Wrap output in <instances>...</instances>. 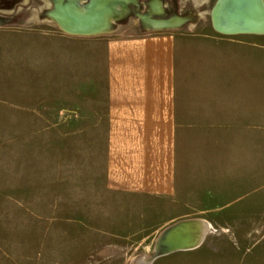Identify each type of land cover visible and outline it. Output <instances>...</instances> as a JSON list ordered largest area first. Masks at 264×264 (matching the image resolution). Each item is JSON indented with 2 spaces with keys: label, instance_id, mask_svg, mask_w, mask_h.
I'll use <instances>...</instances> for the list:
<instances>
[{
  "label": "crops",
  "instance_id": "crops-1",
  "mask_svg": "<svg viewBox=\"0 0 264 264\" xmlns=\"http://www.w3.org/2000/svg\"><path fill=\"white\" fill-rule=\"evenodd\" d=\"M96 40L69 59L84 183L145 232L191 222L142 264H227L206 258L207 238L264 225V35L170 26Z\"/></svg>",
  "mask_w": 264,
  "mask_h": 264
},
{
  "label": "rangeland",
  "instance_id": "rangeland-1",
  "mask_svg": "<svg viewBox=\"0 0 264 264\" xmlns=\"http://www.w3.org/2000/svg\"><path fill=\"white\" fill-rule=\"evenodd\" d=\"M216 1L112 0L108 32L80 38L50 18L54 0H0V264H142L160 250L158 240L189 231L185 221L146 232L144 223L126 224L90 175L84 183V158L72 159L70 150V50L152 33L151 20L174 18L184 32L213 30ZM88 2L55 0L81 12ZM217 230L206 258L211 249L223 263L264 264V225L235 236Z\"/></svg>",
  "mask_w": 264,
  "mask_h": 264
},
{
  "label": "water",
  "instance_id": "water-1",
  "mask_svg": "<svg viewBox=\"0 0 264 264\" xmlns=\"http://www.w3.org/2000/svg\"><path fill=\"white\" fill-rule=\"evenodd\" d=\"M251 6V0H217L210 12V23L212 29L216 33L222 35H239L251 33L264 34V28L261 30L253 29L252 27L254 25V21L247 22L243 18L246 14H249L250 16L252 15L253 12ZM96 12L98 13L102 11L94 10L91 16L87 15L86 17H79L74 15L69 9L60 8L56 10L55 5L54 9L50 12V18H52L63 31L69 34L95 36L108 32V30H103L99 26V22L101 21L103 15H99ZM114 18H116V15L113 17V19ZM112 21L109 31L112 29ZM82 27L86 28L88 31L80 33L69 30L72 28ZM221 28L222 30H219ZM175 227H173V229ZM165 234L168 235L169 231L166 230L164 235ZM163 237L160 238V240H163ZM159 243H161V241Z\"/></svg>",
  "mask_w": 264,
  "mask_h": 264
},
{
  "label": "bare ground",
  "instance_id": "bare-ground-1",
  "mask_svg": "<svg viewBox=\"0 0 264 264\" xmlns=\"http://www.w3.org/2000/svg\"><path fill=\"white\" fill-rule=\"evenodd\" d=\"M129 1V0H128ZM251 9H252V15L250 16L249 14H246L245 17H243L247 22H253L254 21V25H253V29H263L264 28V3L262 0H251ZM69 7L66 6V8L64 9H68ZM72 11V13L76 16H83L86 17L87 15H92V13L94 12V10H100L102 12H96L99 15H103V17L101 18V21L99 22V26L105 30L106 25H107V18L110 15V7L107 3L106 0H93L87 7V9L84 12H78V11H74L72 9H69ZM116 10V9H115ZM152 26H154L155 28H160V27H170V26H177L178 22L173 18L169 21H150L149 22ZM181 24V23H180ZM217 29V28H216ZM70 31H75V32H87L88 30L84 27L82 28H72L69 29ZM219 30H222L219 29ZM264 30V29H263ZM251 34H255V35H263L260 33H251Z\"/></svg>",
  "mask_w": 264,
  "mask_h": 264
},
{
  "label": "flooded vegetation",
  "instance_id": "flooded-vegetation-1",
  "mask_svg": "<svg viewBox=\"0 0 264 264\" xmlns=\"http://www.w3.org/2000/svg\"><path fill=\"white\" fill-rule=\"evenodd\" d=\"M93 0H90L87 4H86V6H85V8H87L88 7V5L92 2ZM107 1V3H109V2H111L112 0H106ZM116 1H118V0H116ZM263 1V0H262ZM264 2V1H263ZM55 5H56V10H58V9H60V8H66V6H68L69 8L68 9H72L69 5H62L61 3L60 4H56L55 3V0H54V2H53V4H52V9H54V7H55ZM109 5V7L111 8V6H110V4H108ZM13 8H17L16 6H13ZM21 8V7H20ZM20 10V9H19ZM72 10H74V11H76L75 9H72ZM144 18H146V17H144Z\"/></svg>",
  "mask_w": 264,
  "mask_h": 264
}]
</instances>
